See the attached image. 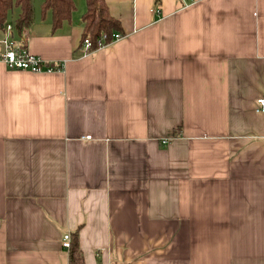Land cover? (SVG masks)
<instances>
[{
	"label": "crops",
	"instance_id": "crops-1",
	"mask_svg": "<svg viewBox=\"0 0 264 264\" xmlns=\"http://www.w3.org/2000/svg\"><path fill=\"white\" fill-rule=\"evenodd\" d=\"M73 1L0 28L60 66L0 61V264H264V0H105L89 52Z\"/></svg>",
	"mask_w": 264,
	"mask_h": 264
},
{
	"label": "trees",
	"instance_id": "trees-1",
	"mask_svg": "<svg viewBox=\"0 0 264 264\" xmlns=\"http://www.w3.org/2000/svg\"><path fill=\"white\" fill-rule=\"evenodd\" d=\"M40 18L49 16L51 32L58 31L65 23L71 20L75 11L73 0H39ZM85 11L81 15V39L88 37L94 48L104 33L107 40L113 33H120L119 21L109 14L105 0H84ZM158 3L159 0H156ZM17 9L16 13L13 10ZM13 13V14H12ZM13 18V19H12ZM12 23L14 32L18 37L26 33L33 23L32 0H0V28L6 23ZM69 264H84L82 252L79 248L76 233L70 236L68 248Z\"/></svg>",
	"mask_w": 264,
	"mask_h": 264
},
{
	"label": "built area",
	"instance_id": "built-area-1",
	"mask_svg": "<svg viewBox=\"0 0 264 264\" xmlns=\"http://www.w3.org/2000/svg\"><path fill=\"white\" fill-rule=\"evenodd\" d=\"M4 32L13 33V26L10 23H6L3 28ZM27 34H22L21 37H26ZM107 35L102 34L100 40L98 41L97 48L93 47L91 40L86 37L81 42V47L84 52H89L98 48H101L105 45H108L112 42H115L121 38L119 33H113L110 36V39L107 40ZM0 44L3 46L0 50V61L11 70H21L29 71L32 73L40 72H53L57 69H60L59 64L53 62H47L41 59L40 57L30 53L22 44L19 42H14L10 38H4L0 41ZM256 113H264V98H259L256 100ZM89 139V137H87ZM70 245V236L67 234L62 239L63 248L67 249Z\"/></svg>",
	"mask_w": 264,
	"mask_h": 264
},
{
	"label": "rangeland",
	"instance_id": "rangeland-1",
	"mask_svg": "<svg viewBox=\"0 0 264 264\" xmlns=\"http://www.w3.org/2000/svg\"><path fill=\"white\" fill-rule=\"evenodd\" d=\"M39 4H40V1L39 0H32V12H33V14L36 17H38L40 15ZM16 12H17V9H14L13 10V13H16Z\"/></svg>",
	"mask_w": 264,
	"mask_h": 264
}]
</instances>
